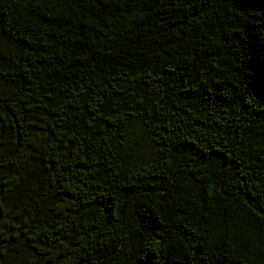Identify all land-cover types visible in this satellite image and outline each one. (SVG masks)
I'll return each instance as SVG.
<instances>
[{
	"label": "trees",
	"instance_id": "1",
	"mask_svg": "<svg viewBox=\"0 0 264 264\" xmlns=\"http://www.w3.org/2000/svg\"><path fill=\"white\" fill-rule=\"evenodd\" d=\"M0 264H264V0H0Z\"/></svg>",
	"mask_w": 264,
	"mask_h": 264
}]
</instances>
